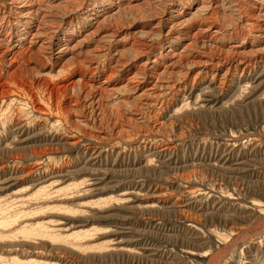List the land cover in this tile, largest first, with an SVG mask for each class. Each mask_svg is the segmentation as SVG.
<instances>
[{
	"label": "rangeland",
	"instance_id": "1",
	"mask_svg": "<svg viewBox=\"0 0 264 264\" xmlns=\"http://www.w3.org/2000/svg\"><path fill=\"white\" fill-rule=\"evenodd\" d=\"M0 264H264V0H0Z\"/></svg>",
	"mask_w": 264,
	"mask_h": 264
},
{
	"label": "bare ground",
	"instance_id": "2",
	"mask_svg": "<svg viewBox=\"0 0 264 264\" xmlns=\"http://www.w3.org/2000/svg\"><path fill=\"white\" fill-rule=\"evenodd\" d=\"M32 3V2H31ZM184 6V5H183ZM24 8V7H23ZM32 11V10H31ZM40 28V27H39ZM217 33V32H216ZM42 34V33H41ZM78 42V41H77ZM28 47V46H27ZM68 48V47H67ZM18 53V52H17ZM174 54V53H173ZM180 54V53H179ZM176 55V54H175Z\"/></svg>",
	"mask_w": 264,
	"mask_h": 264
}]
</instances>
